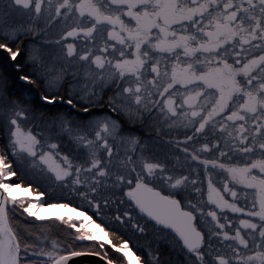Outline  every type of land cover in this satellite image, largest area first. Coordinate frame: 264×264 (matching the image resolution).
Masks as SVG:
<instances>
[{
  "label": "snow or ice",
  "instance_id": "snow-or-ice-1",
  "mask_svg": "<svg viewBox=\"0 0 264 264\" xmlns=\"http://www.w3.org/2000/svg\"><path fill=\"white\" fill-rule=\"evenodd\" d=\"M0 264H264V0H0Z\"/></svg>",
  "mask_w": 264,
  "mask_h": 264
},
{
  "label": "bare ground",
  "instance_id": "bare-ground-1",
  "mask_svg": "<svg viewBox=\"0 0 264 264\" xmlns=\"http://www.w3.org/2000/svg\"><path fill=\"white\" fill-rule=\"evenodd\" d=\"M55 214H62V213H60V212H56Z\"/></svg>",
  "mask_w": 264,
  "mask_h": 264
}]
</instances>
